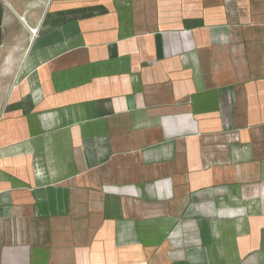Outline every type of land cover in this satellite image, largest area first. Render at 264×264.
Here are the masks:
<instances>
[{
    "label": "crops",
    "instance_id": "crops-1",
    "mask_svg": "<svg viewBox=\"0 0 264 264\" xmlns=\"http://www.w3.org/2000/svg\"><path fill=\"white\" fill-rule=\"evenodd\" d=\"M0 51V264H264V0H0Z\"/></svg>",
    "mask_w": 264,
    "mask_h": 264
},
{
    "label": "rangeland",
    "instance_id": "rangeland-1",
    "mask_svg": "<svg viewBox=\"0 0 264 264\" xmlns=\"http://www.w3.org/2000/svg\"><path fill=\"white\" fill-rule=\"evenodd\" d=\"M7 62V53L0 51V112L19 69V61L13 60L10 63Z\"/></svg>",
    "mask_w": 264,
    "mask_h": 264
}]
</instances>
